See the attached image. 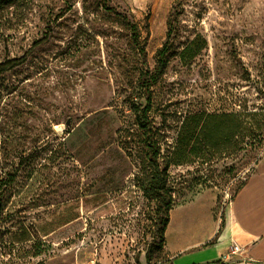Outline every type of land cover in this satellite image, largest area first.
<instances>
[{
    "label": "rangeland",
    "instance_id": "obj_1",
    "mask_svg": "<svg viewBox=\"0 0 264 264\" xmlns=\"http://www.w3.org/2000/svg\"><path fill=\"white\" fill-rule=\"evenodd\" d=\"M196 37L207 45L185 63ZM21 59L0 75V180L16 178L0 264H172L165 209L140 187L135 105H151L164 158L186 151L173 205L209 190L220 215L264 157V0H19L0 11V62Z\"/></svg>",
    "mask_w": 264,
    "mask_h": 264
},
{
    "label": "crops",
    "instance_id": "obj_2",
    "mask_svg": "<svg viewBox=\"0 0 264 264\" xmlns=\"http://www.w3.org/2000/svg\"><path fill=\"white\" fill-rule=\"evenodd\" d=\"M218 194L204 191L170 211L164 255L172 264H264V157L218 214ZM220 232L213 245L210 242ZM238 246L239 252L233 247Z\"/></svg>",
    "mask_w": 264,
    "mask_h": 264
},
{
    "label": "trees",
    "instance_id": "obj_3",
    "mask_svg": "<svg viewBox=\"0 0 264 264\" xmlns=\"http://www.w3.org/2000/svg\"><path fill=\"white\" fill-rule=\"evenodd\" d=\"M19 0H0V11L4 8H10L14 3ZM130 30L133 35L134 43L140 46V37L141 31L138 28L137 24H129ZM171 25V24H170ZM172 25L167 35L166 43L157 53V66L155 67L152 74L149 71L141 73V82L140 85L146 92H150V89L157 83L159 78L163 75L164 70L168 65V59L170 51L172 48L171 43V32ZM206 42L201 37H196L189 45H187L183 51L180 53V59L185 63L193 61L202 50L206 47ZM140 53L145 57V51L140 47ZM21 60H12L0 62V75L8 72L14 68ZM150 101V96L148 97ZM150 107L148 104L145 108L140 106H134V111L136 114V121L140 129L144 132L142 143L145 147V157L142 160V171L143 177L140 183L141 190L143 191L146 198L154 200L159 205V208L165 209V215L160 218V227L157 231V236L159 238V250L164 251L165 244V232L169 223L170 211L175 206L172 204L170 197L173 193L172 188L169 184V168L174 164H184L187 162L183 152L181 155L173 154L172 158H164L162 156V147L159 141V132L155 131L150 124ZM195 129V128H193ZM192 129V130H193ZM196 131V129H195ZM195 134L193 133L190 137L194 138ZM185 139L186 136H183ZM181 143V141H180ZM195 148L193 147V151ZM16 181L15 177H9L8 179L0 180V220L4 217L8 205L13 197V188ZM245 181L238 187L232 201L236 196L237 192L243 187ZM220 232L216 235L210 245H213L219 239ZM148 263L150 262L149 256ZM213 264H225L222 262H217Z\"/></svg>",
    "mask_w": 264,
    "mask_h": 264
},
{
    "label": "built area",
    "instance_id": "obj_4",
    "mask_svg": "<svg viewBox=\"0 0 264 264\" xmlns=\"http://www.w3.org/2000/svg\"><path fill=\"white\" fill-rule=\"evenodd\" d=\"M227 198V197H226ZM226 206V202H224L223 203V208ZM223 208H222V211H221V213H220V218H222V212H223ZM233 250H234V252H239L240 251V248L238 247V246H234L233 247Z\"/></svg>",
    "mask_w": 264,
    "mask_h": 264
}]
</instances>
